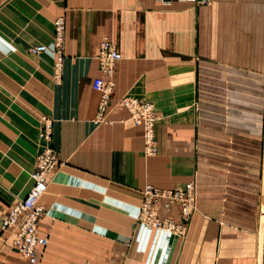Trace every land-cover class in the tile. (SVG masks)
I'll return each mask as SVG.
<instances>
[{
  "label": "crops",
  "instance_id": "crops-1",
  "mask_svg": "<svg viewBox=\"0 0 264 264\" xmlns=\"http://www.w3.org/2000/svg\"><path fill=\"white\" fill-rule=\"evenodd\" d=\"M104 38L121 59L96 121ZM126 95L155 107L153 156ZM43 116L59 164L40 198L36 264H264V0H0V222L32 185ZM189 181L185 236L138 221L145 184ZM162 215L181 221L178 206ZM0 264H31L1 229Z\"/></svg>",
  "mask_w": 264,
  "mask_h": 264
},
{
  "label": "built area",
  "instance_id": "built-area-1",
  "mask_svg": "<svg viewBox=\"0 0 264 264\" xmlns=\"http://www.w3.org/2000/svg\"><path fill=\"white\" fill-rule=\"evenodd\" d=\"M167 2L169 0H159ZM183 1V0H182ZM189 1V0H187ZM198 6H208L213 0H191ZM65 22L64 17L59 16L54 21V70L53 76L58 81L62 69V41ZM46 50V46L39 44L29 49L32 54H39ZM121 59L115 44L108 38H104L98 47L96 60L104 78L97 77L92 82L94 90L100 93L96 121H102L108 104L109 97L114 87L113 72L116 63ZM121 104L129 113L130 119L142 126L144 153L153 156L157 153L155 144L154 127L157 121V113L152 102L134 96H123ZM39 137L46 144L36 155L35 168L30 173L32 185L26 196L18 200L8 212L1 218V231L12 234V245L18 253L25 256L31 264H36L48 243L47 236L38 230V224L44 213V207L40 198L47 188V176L58 166L57 152L50 145L52 122L43 116L41 119ZM196 185L189 181L183 186L174 188H159L151 184H145L142 189V201L138 213V221L146 226L161 232L185 236L191 217L197 210ZM173 206H178L181 221L177 222L162 212H170Z\"/></svg>",
  "mask_w": 264,
  "mask_h": 264
}]
</instances>
